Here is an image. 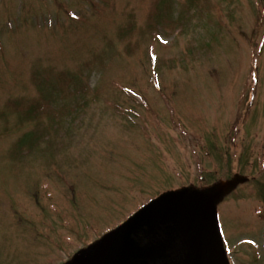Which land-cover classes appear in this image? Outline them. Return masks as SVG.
I'll use <instances>...</instances> for the list:
<instances>
[{"label":"rangeland","instance_id":"rangeland-1","mask_svg":"<svg viewBox=\"0 0 264 264\" xmlns=\"http://www.w3.org/2000/svg\"><path fill=\"white\" fill-rule=\"evenodd\" d=\"M262 5L0 0V264H61L159 194L226 177L228 257L264 264Z\"/></svg>","mask_w":264,"mask_h":264},{"label":"flooded vegetation","instance_id":"flooded-vegetation-1","mask_svg":"<svg viewBox=\"0 0 264 264\" xmlns=\"http://www.w3.org/2000/svg\"><path fill=\"white\" fill-rule=\"evenodd\" d=\"M130 215L100 237L83 240L61 264H194L184 235L171 222L137 226ZM225 264H237L225 255Z\"/></svg>","mask_w":264,"mask_h":264},{"label":"water","instance_id":"water-1","mask_svg":"<svg viewBox=\"0 0 264 264\" xmlns=\"http://www.w3.org/2000/svg\"><path fill=\"white\" fill-rule=\"evenodd\" d=\"M214 198L197 191L167 193L143 208L134 221L137 226L153 228L171 222L184 235L187 258L194 264H225Z\"/></svg>","mask_w":264,"mask_h":264},{"label":"trees","instance_id":"trees-1","mask_svg":"<svg viewBox=\"0 0 264 264\" xmlns=\"http://www.w3.org/2000/svg\"><path fill=\"white\" fill-rule=\"evenodd\" d=\"M253 6H254V5H253ZM263 8H264L263 5H262L261 7H258L259 12H263V11H262V10H264ZM259 17H260V15H259ZM260 43H261V42H260ZM255 68H256V67H255ZM255 75H256L255 72H253V75H251V78L253 79V81L255 80ZM252 79H251V80H252ZM253 81H252V82H253ZM249 98H250V96L248 95L247 98H246V100L249 99ZM16 111H17V109H15V108H10V110H9V116L15 114ZM24 114H26L25 111H23V110L21 109V110H20V115H24ZM1 119H3V120L6 119V114H5L4 112H2V111L0 112V121H1ZM227 173H228V172H227Z\"/></svg>","mask_w":264,"mask_h":264}]
</instances>
